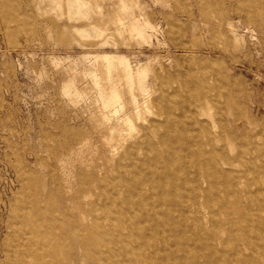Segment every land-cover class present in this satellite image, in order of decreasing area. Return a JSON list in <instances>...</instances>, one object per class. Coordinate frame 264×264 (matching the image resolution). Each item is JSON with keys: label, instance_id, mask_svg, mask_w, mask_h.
<instances>
[{"label": "rangeland", "instance_id": "rangeland-1", "mask_svg": "<svg viewBox=\"0 0 264 264\" xmlns=\"http://www.w3.org/2000/svg\"><path fill=\"white\" fill-rule=\"evenodd\" d=\"M0 264H264V0H0Z\"/></svg>", "mask_w": 264, "mask_h": 264}, {"label": "bare ground", "instance_id": "bare-ground-1", "mask_svg": "<svg viewBox=\"0 0 264 264\" xmlns=\"http://www.w3.org/2000/svg\"><path fill=\"white\" fill-rule=\"evenodd\" d=\"M169 127V123H160V124H152L149 127V132L145 133V135L142 137L145 141V144L139 145V149L142 153L146 154H152L153 156H157L156 149L158 146H164L165 145V139L164 134L161 133V128L166 129ZM171 134V133H170ZM168 135V134H167ZM172 136V135H171ZM175 136V135H174ZM170 137V136H168ZM170 139V138H169ZM232 143V142H231ZM148 151V152H147ZM212 161V160H210ZM199 163V162H198ZM224 164V163H223ZM215 170V169H214ZM248 179V178H247ZM253 181V180H252ZM251 181V182H252ZM250 182V181H249ZM250 182V183H251ZM205 184V183H204ZM259 197V196H258ZM220 221V220H219ZM235 224V222L233 223ZM200 226V225H199ZM263 228V227H262ZM255 231V230H254ZM225 243V242H224ZM223 243V244H224ZM230 243V242H229ZM216 246V245H215ZM218 248V247H217ZM151 249V248H150ZM237 261V260H236ZM249 261V260H248Z\"/></svg>", "mask_w": 264, "mask_h": 264}]
</instances>
